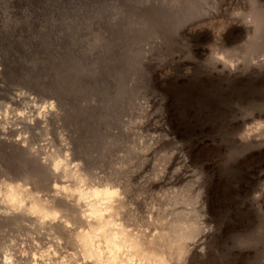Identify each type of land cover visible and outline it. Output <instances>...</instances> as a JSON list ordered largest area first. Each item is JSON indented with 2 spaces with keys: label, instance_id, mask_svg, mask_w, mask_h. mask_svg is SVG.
I'll return each instance as SVG.
<instances>
[{
  "label": "rangeland",
  "instance_id": "rangeland-1",
  "mask_svg": "<svg viewBox=\"0 0 264 264\" xmlns=\"http://www.w3.org/2000/svg\"><path fill=\"white\" fill-rule=\"evenodd\" d=\"M243 133L264 139V0H0V264H84L88 234H152L184 213L208 249L186 264H264V198L247 201L264 147ZM115 185L125 207L107 215ZM16 188L63 203L59 227L101 223L78 241L40 229L8 213Z\"/></svg>",
  "mask_w": 264,
  "mask_h": 264
},
{
  "label": "bare ground",
  "instance_id": "bare-ground-1",
  "mask_svg": "<svg viewBox=\"0 0 264 264\" xmlns=\"http://www.w3.org/2000/svg\"><path fill=\"white\" fill-rule=\"evenodd\" d=\"M183 30L187 34H191V35L196 34V33H191L190 31L186 30L185 28ZM197 34H200V33L198 32ZM199 49H204V48H202L201 46H197L196 50H199ZM218 64L219 63L215 62V64L213 63V66H212L213 68L211 67L213 72L216 73L217 76H219L221 78H226V79H235V78L239 77L240 73L238 72V70H235L233 68H227L226 65H224L225 63L223 65H218ZM212 70L209 71V73L212 72ZM210 74H212V73H210ZM175 75H174V77H175ZM184 75H186V74H184ZM234 123H235V126L237 128H241L242 123L240 121L235 120ZM242 137L243 138L240 139V142L243 143L247 152L249 151V149H251L254 146H257L259 148L264 147V139L260 138L261 136L260 137H258V135L257 136H249L248 134H244ZM189 150H191V149H189ZM248 156H250V155H248ZM174 163H175V161H174ZM257 177L260 178L261 176L257 175ZM16 189L17 190L14 189V190L9 191L5 195V200L9 204L16 201V203L12 205L14 207V209H13L14 211H9L8 213L11 212L13 216L15 214V216H14L15 218H18V217L22 216L18 212L20 210L27 212V214H28V212H30V213L33 212V215H35L34 214V212H35L37 214L36 216H38V218H40L38 221V222H40L39 226H38L40 229L45 228V229H48L50 231L51 230L52 231L58 230V231H60V233H66L68 235L70 234L71 236H73V239L75 238V241H78V238H81V235L84 234L83 233L84 231H89V230H91L92 227L95 226L94 223H96V222L101 223L100 219H101V216L103 214H101L100 216H97L93 219L84 220V223H86V225L84 224V227H86V229L76 230L77 229L76 228L73 231L72 229H70V227H68L66 225V223L71 221V218L69 217V211L70 210H68L65 205H64L65 207L62 206L63 203L60 205V204H58L59 202L58 201L55 202V200L54 201L53 200L49 201L48 199L46 201H45V199L43 200V198L39 197L40 195L39 196L37 195V193L39 194L38 190L25 188L24 191L21 192L23 189L22 190L18 189V188H16ZM209 190H211V189H209ZM108 191H107L108 193L106 192L107 196L105 195V198L108 199V201H109L108 204H110V201H111L113 206H111V211H110L111 213L109 212L107 215H109V214L112 215L113 213H120V210L125 207V202L120 201V200L124 199V197H122L121 189L115 185L113 188H111ZM208 192H210V191H208ZM202 195H204V194H202ZM204 197H205V195H204ZM204 197H203V200H204ZM262 198H264V188H262L260 190V193L255 192V194H252V195L250 193L247 194V201L249 202V204L251 206H254V204L257 203ZM179 199H181V198H179ZM103 202H105V201H103ZM206 202L208 203L209 210H212L213 209V207H212L213 203H212V201L208 195L206 197ZM201 203H202V201H201ZM121 211H123V209ZM171 212H172V210H171ZM5 213H4V217L8 216L7 215L8 213L7 214H5ZM80 214H81L80 217H83V218L85 216H87V215H85V212H83V211ZM105 215L106 214H104V216ZM113 215H115V214H113ZM109 217H111V216H109ZM8 218H9V216H8ZM59 218L60 219L64 218L66 220L65 225L67 227H65V226L59 227L57 224H55L54 221L56 219H59ZM83 218H81V219L83 220ZM6 219H7V217H6ZM197 219H198V217H197ZM47 220H48V222H46ZM49 220L51 222H49ZM154 221H155V219H154ZM164 221H165V219H164ZM115 228H111L110 237L104 243L102 242L103 239L98 238L99 234H96V235L88 234L87 239L84 238L80 241L79 247L81 248V252L83 253L82 260H83L84 264H164L163 263L164 261L167 263L168 261H171L172 259H175V258H177L178 260H182V264H186V263H191L195 259L205 258L208 255V252H207L208 249H207L206 243H203L205 241H203V242H198V241L197 242H194V241L189 242L188 241L191 238H193L195 231H198L199 227H198L197 222L194 219L188 218L186 213H184L183 215H180L179 217L173 219L168 225H166L164 227H160L159 229H157V231L155 233H152V234H144L143 232H142L143 234H138L136 232H133V231L127 229L128 225H127V227H123L124 229L123 228L115 229ZM153 230H155V229H153ZM200 230H201V228H200ZM204 236L207 239V237L209 236V233L205 234ZM194 239H195V237H194ZM49 255H52V254L49 253ZM7 258L9 259L10 256ZM76 261L78 262V260H76ZM35 262H36V260H35ZM4 263H7V261ZM35 264H39V263L36 262ZM53 264H56V263L53 262Z\"/></svg>",
  "mask_w": 264,
  "mask_h": 264
}]
</instances>
